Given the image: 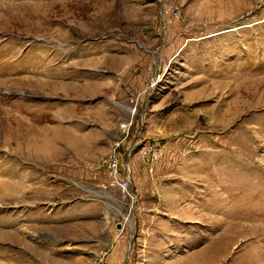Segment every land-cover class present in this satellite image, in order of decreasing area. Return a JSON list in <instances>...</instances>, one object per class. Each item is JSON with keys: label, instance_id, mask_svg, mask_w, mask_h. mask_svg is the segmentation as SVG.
<instances>
[{"label": "rangeland", "instance_id": "obj_1", "mask_svg": "<svg viewBox=\"0 0 264 264\" xmlns=\"http://www.w3.org/2000/svg\"><path fill=\"white\" fill-rule=\"evenodd\" d=\"M0 264H264V0H0Z\"/></svg>", "mask_w": 264, "mask_h": 264}, {"label": "bare ground", "instance_id": "obj_2", "mask_svg": "<svg viewBox=\"0 0 264 264\" xmlns=\"http://www.w3.org/2000/svg\"><path fill=\"white\" fill-rule=\"evenodd\" d=\"M24 241H25L24 239L17 240L16 241V244L18 245V247H20V246L23 247L22 252H25V251L27 252L26 245H25V242Z\"/></svg>", "mask_w": 264, "mask_h": 264}, {"label": "built area", "instance_id": "obj_3", "mask_svg": "<svg viewBox=\"0 0 264 264\" xmlns=\"http://www.w3.org/2000/svg\"><path fill=\"white\" fill-rule=\"evenodd\" d=\"M113 166L115 167V168H117V163L115 162V163H113ZM126 190L128 189V182H125V187H124Z\"/></svg>", "mask_w": 264, "mask_h": 264}]
</instances>
